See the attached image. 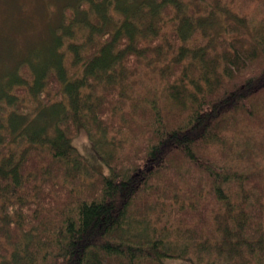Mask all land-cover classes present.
Listing matches in <instances>:
<instances>
[{"label": "trees", "instance_id": "16d2710c", "mask_svg": "<svg viewBox=\"0 0 264 264\" xmlns=\"http://www.w3.org/2000/svg\"><path fill=\"white\" fill-rule=\"evenodd\" d=\"M190 1L164 0L156 56L138 54L136 11L72 50L91 83L66 79L48 21L30 51L0 58V264H168L190 250L195 264H264V0ZM36 3L1 9L31 18ZM104 4L107 27L118 4ZM111 64L120 86L102 79ZM82 129L93 164L71 144Z\"/></svg>", "mask_w": 264, "mask_h": 264}, {"label": "rangeland", "instance_id": "374dc122", "mask_svg": "<svg viewBox=\"0 0 264 264\" xmlns=\"http://www.w3.org/2000/svg\"><path fill=\"white\" fill-rule=\"evenodd\" d=\"M15 4L21 6L23 0H13ZM36 9L34 7L28 5L27 8L30 10L32 7L33 12H30L32 17L25 16L24 18L14 17L9 15H5L2 12L1 7V0H0V58L7 57L11 54L20 56L24 53H27L31 50L32 46L36 45V39L43 31V26L48 21L49 31L52 32V35L59 38L58 49L61 52V61L63 72L68 74L69 76L66 79L71 78L74 80L82 78V80H90L91 83V76H84L83 68H82V53H77L75 57V53L72 52L78 51L82 52L84 50H88L89 45L95 44L96 46H100L104 38L109 37V35H114L113 30H115V25L123 20H126V16H132V14L136 11L138 16L141 17L142 22L145 24L144 30L141 31V34L144 35L143 38L139 40L140 43L138 45L143 46L141 51H138L139 55L152 53L155 55L154 49L150 47L148 42V36L153 34L156 29V20L162 19L163 15L161 8H163L164 0H115L118 4L116 5V9L112 12L111 9L107 11V17H110L112 21L109 23L107 27H104L102 24H96L95 19L101 18L102 21L108 22L106 18H102L100 13L98 12V8L102 6H106L105 0H36ZM41 1V3H39ZM99 1H102L100 4ZM182 5V4H180ZM169 6L175 7L172 4ZM192 7V8H199L198 12H202L203 8L205 7L204 2L201 0H194L190 1L189 3H183L182 7ZM184 9V8H183ZM161 11V12H160ZM187 14V13H186ZM21 16V15H20ZM22 17V16H21ZM99 17V18H96ZM125 18V19H124ZM136 20V18L134 17ZM100 20V19H99ZM101 21V20H100ZM10 23H16L18 29L13 31L9 28ZM129 23V22H128ZM216 23H218V19L213 13V18L210 21L206 22V26L210 29L213 27L215 28ZM104 24V23H103ZM113 24V25H111ZM42 35V34H41ZM133 36H136L133 34ZM110 48L112 49V44H110ZM115 51V50H114ZM113 51V52H114ZM122 54L117 55V61L114 67L115 69H120L121 72V63L120 58ZM156 56V55H155ZM3 61H0V68L2 67ZM113 64V63H112ZM112 64L108 66L107 70L109 69L107 75L109 79L104 75L105 71H103V80L107 82L116 81L120 79L121 84V74L118 76H114V71H112ZM137 64L139 68L147 69V65L150 64L146 62L142 58L137 59ZM19 73L20 77L23 82L24 86H28L27 83L30 82V78L28 74L23 72ZM127 73L125 69L123 74ZM129 73V72H128ZM130 74V81L133 79L135 80V76L137 72H132ZM83 76V77H82ZM85 77H88L85 79ZM85 90L86 87H83ZM88 90V88H87ZM49 93L45 94L46 98H51ZM32 99L33 102L30 100ZM21 95V98L18 99V102L21 103V107H27L28 109L31 106H35L39 104V101L42 100L40 97H35L33 94L31 96ZM39 101H38V99ZM31 101V102H30ZM34 104V105H33ZM71 144L78 150V152L85 157L86 160L90 164H93L92 160L89 158L87 154L94 155L95 153L90 151V141L87 138L86 132L82 129L78 134L75 136L74 139L71 140ZM88 182H91L90 179H85ZM88 196L90 194L88 193ZM64 198V197H63ZM60 203H63V199H59ZM205 227L201 228V235L205 238L208 237L213 231L207 223H205ZM192 254L191 257L193 260L187 259ZM195 254L190 250L184 258L180 259H168L166 262L168 264H195ZM211 260V264H220L218 260L213 258H204L202 260V264H205ZM115 260H112V263H115ZM209 263V264H210Z\"/></svg>", "mask_w": 264, "mask_h": 264}]
</instances>
